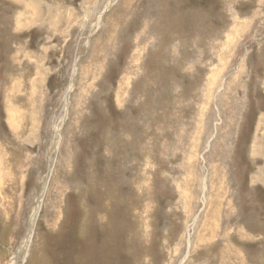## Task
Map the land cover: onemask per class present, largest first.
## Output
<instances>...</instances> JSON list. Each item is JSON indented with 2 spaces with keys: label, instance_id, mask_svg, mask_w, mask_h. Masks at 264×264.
Returning <instances> with one entry per match:
<instances>
[{
  "label": "rangeland",
  "instance_id": "obj_1",
  "mask_svg": "<svg viewBox=\"0 0 264 264\" xmlns=\"http://www.w3.org/2000/svg\"><path fill=\"white\" fill-rule=\"evenodd\" d=\"M263 117L264 0H0V264H264Z\"/></svg>",
  "mask_w": 264,
  "mask_h": 264
},
{
  "label": "bare ground",
  "instance_id": "obj_2",
  "mask_svg": "<svg viewBox=\"0 0 264 264\" xmlns=\"http://www.w3.org/2000/svg\"><path fill=\"white\" fill-rule=\"evenodd\" d=\"M143 73V72H142ZM73 87V85L71 86V88ZM70 88V89H71ZM260 127H261V131H264V117L262 118V120H261V124H260ZM263 137H264V133H263ZM50 169H52V166H51V168ZM231 173V172H230ZM234 175V174H233ZM230 176V175H229ZM234 177V176H233ZM253 178V181L254 182H258L259 184H260V181H262V180H264V177L262 176V175H259V173H258V175L256 176H253L252 177ZM261 178H263L262 180H260ZM229 179V178H228ZM233 179V178H232ZM232 179H231V181H232ZM262 182H264V181H262ZM225 185V184H224ZM43 186H44V189H45V191L42 193V195L39 197V199L37 200V205H36V207H35V209H34V212H33V214H32V216H31V220H30V225H29V228H28V233H27V235H26V237H25V239L23 240V242H22V245H21V247H20V249H19V251H18V253L14 256V258L12 259V261L9 263V264H19V260H20V258L21 259H23L25 256H26V253H27V251H28V248H29V246H30V243H31V240H32V237H33V233H34V228H35V224H36V221H37V218H38V215H39V212H40V209H41V204H42V201H43V197H44V194H45V192H46V187H47V184L46 183H44L43 184ZM227 188V187H226ZM228 191H227V193L225 194V198H224V200H221V201H217L216 203H215V206H214V208L213 209H211V213L210 214H208L211 218H216L217 220H220V219H223L225 216L227 217L228 216V214L229 213H231L233 216H235L236 214H235V212L233 211V207L235 206V204H236V201H234V198L236 197V193H238V192H236L235 193V191H233L234 189H235V185H233V184H229L228 185ZM241 189V188H240ZM249 189V188H248ZM226 195L229 197V201L227 200V197H226ZM226 205H229V208H227V206ZM240 205V204H239ZM235 209V208H234ZM227 220V219H226ZM225 221V220H224ZM217 228L218 227H216L215 228V230L213 231H209L211 234V236H216V235H218V234H220L222 231H223V228L221 229V230H219V231H217ZM223 238L221 239L222 241L224 240V241H226V239H225V236H222ZM228 237V236H227ZM236 237H238V235L236 236ZM230 238V237H229ZM231 239V238H230ZM229 239V240H230ZM220 240V242H222ZM230 243H231V241H230ZM229 242H228V244L227 245H225L223 248H221L220 249V253H219V260H218V263L217 264H227L228 263V261H229V259L230 258H232V257H234V255H233V253L235 254V253H238V252H235L236 251V248L237 247H235V246H233L232 244H230ZM240 245V243H238V247H240L239 246ZM207 246V245H206ZM214 253V252H213ZM215 254V253H214ZM238 264H244L243 262H241L240 261V263H238Z\"/></svg>",
  "mask_w": 264,
  "mask_h": 264
}]
</instances>
